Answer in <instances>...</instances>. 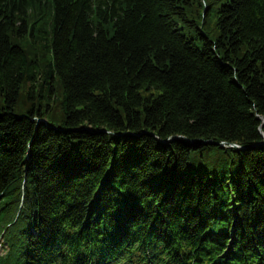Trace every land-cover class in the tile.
<instances>
[{
  "label": "trees",
  "instance_id": "obj_1",
  "mask_svg": "<svg viewBox=\"0 0 264 264\" xmlns=\"http://www.w3.org/2000/svg\"><path fill=\"white\" fill-rule=\"evenodd\" d=\"M263 140L264 0H0V264H264Z\"/></svg>",
  "mask_w": 264,
  "mask_h": 264
},
{
  "label": "water",
  "instance_id": "obj_2",
  "mask_svg": "<svg viewBox=\"0 0 264 264\" xmlns=\"http://www.w3.org/2000/svg\"><path fill=\"white\" fill-rule=\"evenodd\" d=\"M178 138H181V139H184L185 141H188V142H190V143H193L194 142V140H191V139H189V138H187V137H184V136H180V137H178ZM173 139H170V140H168V142H170V141H172ZM203 145H218L217 143H214V142H212V141H205V142H203L202 143ZM226 145V143H222L221 144V146H225ZM257 145H264V140L262 141V142H260V143H258ZM232 147H236V148H239V149H242L240 146H238V145H232Z\"/></svg>",
  "mask_w": 264,
  "mask_h": 264
},
{
  "label": "rangeland",
  "instance_id": "obj_3",
  "mask_svg": "<svg viewBox=\"0 0 264 264\" xmlns=\"http://www.w3.org/2000/svg\"><path fill=\"white\" fill-rule=\"evenodd\" d=\"M0 241H2V239H0ZM4 254V249L0 248V255Z\"/></svg>",
  "mask_w": 264,
  "mask_h": 264
}]
</instances>
